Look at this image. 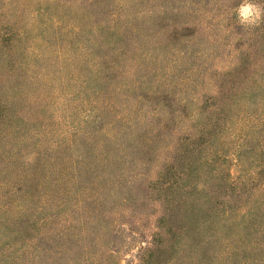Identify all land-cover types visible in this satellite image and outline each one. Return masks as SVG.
<instances>
[{
  "label": "rangeland",
  "instance_id": "obj_1",
  "mask_svg": "<svg viewBox=\"0 0 264 264\" xmlns=\"http://www.w3.org/2000/svg\"><path fill=\"white\" fill-rule=\"evenodd\" d=\"M243 2L0 0V264H264Z\"/></svg>",
  "mask_w": 264,
  "mask_h": 264
},
{
  "label": "clouds",
  "instance_id": "obj_2",
  "mask_svg": "<svg viewBox=\"0 0 264 264\" xmlns=\"http://www.w3.org/2000/svg\"><path fill=\"white\" fill-rule=\"evenodd\" d=\"M237 12L239 23L246 28L258 26L264 19V7L254 0H244Z\"/></svg>",
  "mask_w": 264,
  "mask_h": 264
},
{
  "label": "trees",
  "instance_id": "obj_3",
  "mask_svg": "<svg viewBox=\"0 0 264 264\" xmlns=\"http://www.w3.org/2000/svg\"><path fill=\"white\" fill-rule=\"evenodd\" d=\"M4 118V117H3ZM3 119L0 117V123H1V121H2ZM15 128V127H14ZM0 134H1V129H0ZM4 136V135H3ZM145 262V259H143V263ZM148 264V263H147ZM149 264H150V262H149Z\"/></svg>",
  "mask_w": 264,
  "mask_h": 264
}]
</instances>
